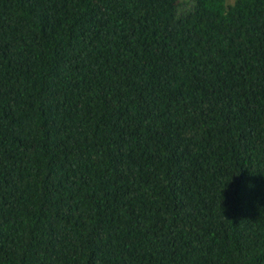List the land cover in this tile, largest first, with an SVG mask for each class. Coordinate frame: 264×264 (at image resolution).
Masks as SVG:
<instances>
[{"label":"trees","instance_id":"1","mask_svg":"<svg viewBox=\"0 0 264 264\" xmlns=\"http://www.w3.org/2000/svg\"><path fill=\"white\" fill-rule=\"evenodd\" d=\"M0 264H264V0H0Z\"/></svg>","mask_w":264,"mask_h":264},{"label":"rangeland","instance_id":"2","mask_svg":"<svg viewBox=\"0 0 264 264\" xmlns=\"http://www.w3.org/2000/svg\"><path fill=\"white\" fill-rule=\"evenodd\" d=\"M234 0H227L228 3H232ZM192 3V0H183V9L189 8L190 4Z\"/></svg>","mask_w":264,"mask_h":264}]
</instances>
